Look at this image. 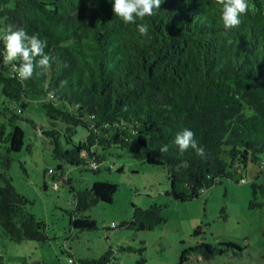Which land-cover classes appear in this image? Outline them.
Instances as JSON below:
<instances>
[{
  "label": "trees",
  "instance_id": "16d2710c",
  "mask_svg": "<svg viewBox=\"0 0 264 264\" xmlns=\"http://www.w3.org/2000/svg\"><path fill=\"white\" fill-rule=\"evenodd\" d=\"M113 2L0 0V29L11 25L38 33L47 40L45 52L55 57L49 70L37 68L23 82L14 78L12 65L0 67V92L8 101L0 104V228L11 241L48 239L45 222L28 211L30 201L8 175L13 154L24 146L23 122L43 134L44 143L45 136L51 138L60 160L47 174L67 185L73 203L69 225L79 231L96 228L84 213L110 203L117 185L96 180L75 188L66 165L97 173L111 148L136 152L142 162L165 170V194L183 202L222 178L240 177L264 156V0H247V13L230 30L223 28L215 0H162L154 15L137 20L149 26L150 38L116 17ZM30 102L41 105L50 125L38 129L23 117ZM55 124L63 125L62 133L49 128ZM78 127L86 133L73 142ZM184 128L195 133L205 158L173 144ZM162 145H169L168 152L160 151ZM251 189L249 208L260 207L256 192L264 198V186L252 183ZM164 221L161 206L152 203L133 205L121 225L147 231ZM228 251L239 256L242 247L200 242L182 250L175 264H188L190 255L211 260ZM111 256V250L91 259L68 254L72 264H107Z\"/></svg>",
  "mask_w": 264,
  "mask_h": 264
},
{
  "label": "rangeland",
  "instance_id": "374dc122",
  "mask_svg": "<svg viewBox=\"0 0 264 264\" xmlns=\"http://www.w3.org/2000/svg\"><path fill=\"white\" fill-rule=\"evenodd\" d=\"M2 102L8 103L0 92ZM22 114L38 129L50 125L40 104L30 102ZM22 126L24 146L13 154L8 175L16 190L30 201L28 211L45 222L48 239L15 242L0 228V264H68V254L91 259L107 250L112 251L107 264H175L182 250L200 242H234L242 247V253L233 256L228 251L211 260L190 255L188 264H264V198L259 190L255 201L261 206L249 208L251 184L264 186V156L258 163H249L240 177L233 174L232 178H222L196 198L183 202L165 194V170L142 162L136 152L111 148L97 173L86 165H66V175L75 188L90 186L96 180L117 185L110 203H97L84 213L95 221L96 228L79 231L69 225L73 203L67 185L53 186L58 178L47 174L60 160L53 155L51 138L45 136L44 143L43 134L25 122ZM49 128L62 133L63 125ZM85 133L78 127L73 142ZM152 203L161 206L163 223L147 231L121 225L129 221L133 205L146 208ZM196 228L200 233L194 235Z\"/></svg>",
  "mask_w": 264,
  "mask_h": 264
},
{
  "label": "clouds",
  "instance_id": "9594fccd",
  "mask_svg": "<svg viewBox=\"0 0 264 264\" xmlns=\"http://www.w3.org/2000/svg\"><path fill=\"white\" fill-rule=\"evenodd\" d=\"M162 0H114L112 11L124 24H137V20L143 21L145 17L154 15V10L159 9ZM220 9V20L225 30L237 27L240 16L248 11L247 0H215ZM137 30L143 37L150 38L149 26L138 23ZM0 67L12 65L14 78L23 82L30 79L37 68L47 71L51 68L55 59L45 52L47 40L41 39L38 33L29 34L24 28H13L9 25L6 29H0ZM19 61L18 65L12 64ZM66 85L67 82H62ZM48 99L53 101L55 93L49 92ZM173 144L183 153L189 148L193 149L197 156L206 157L205 148L199 145L195 139V133L184 128L176 133ZM169 145H162L161 152H168ZM183 165H178L181 167Z\"/></svg>",
  "mask_w": 264,
  "mask_h": 264
},
{
  "label": "built area",
  "instance_id": "2783aa9c",
  "mask_svg": "<svg viewBox=\"0 0 264 264\" xmlns=\"http://www.w3.org/2000/svg\"><path fill=\"white\" fill-rule=\"evenodd\" d=\"M53 186L56 187V186H58V185H57V183H53ZM72 262H73L72 259H71V258H68V263H69V264H72Z\"/></svg>",
  "mask_w": 264,
  "mask_h": 264
}]
</instances>
